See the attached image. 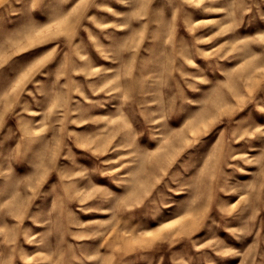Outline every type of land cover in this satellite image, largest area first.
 I'll use <instances>...</instances> for the list:
<instances>
[{
    "label": "rangeland",
    "instance_id": "374dc122",
    "mask_svg": "<svg viewBox=\"0 0 264 264\" xmlns=\"http://www.w3.org/2000/svg\"><path fill=\"white\" fill-rule=\"evenodd\" d=\"M0 264H264V0H0Z\"/></svg>",
    "mask_w": 264,
    "mask_h": 264
}]
</instances>
